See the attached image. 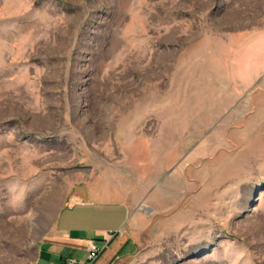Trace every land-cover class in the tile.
I'll use <instances>...</instances> for the list:
<instances>
[{"label":"rangeland","instance_id":"rangeland-1","mask_svg":"<svg viewBox=\"0 0 264 264\" xmlns=\"http://www.w3.org/2000/svg\"><path fill=\"white\" fill-rule=\"evenodd\" d=\"M263 29L264 0H0V264H30L118 128L178 190L121 264H264V73L184 79L186 49L255 32V54Z\"/></svg>","mask_w":264,"mask_h":264},{"label":"crops","instance_id":"crops-1","mask_svg":"<svg viewBox=\"0 0 264 264\" xmlns=\"http://www.w3.org/2000/svg\"><path fill=\"white\" fill-rule=\"evenodd\" d=\"M262 31V48L255 54L256 40L261 38L255 32L228 38L223 48L186 49V86L191 81L208 80L217 81L218 88H223L226 81L231 88L237 87V82L248 88L255 76L264 73ZM190 62L192 65H188ZM134 134L133 129L118 128L114 140L120 152L115 163L86 166L84 175L76 176L64 204L55 213L52 227L38 241L30 264H121L135 255L140 235L151 225V215H146L155 212L157 196H178V190L173 188L174 180L159 185L156 165H150L148 158L139 163L135 152L141 137L133 139ZM144 144H148L146 139ZM184 169L183 163L176 171L177 180ZM144 208L147 213L142 211ZM89 242L102 249L91 262L87 261Z\"/></svg>","mask_w":264,"mask_h":264},{"label":"built area","instance_id":"built-area-1","mask_svg":"<svg viewBox=\"0 0 264 264\" xmlns=\"http://www.w3.org/2000/svg\"><path fill=\"white\" fill-rule=\"evenodd\" d=\"M87 261H93L101 252V248L97 247L93 242H89L87 245Z\"/></svg>","mask_w":264,"mask_h":264},{"label":"water","instance_id":"water-1","mask_svg":"<svg viewBox=\"0 0 264 264\" xmlns=\"http://www.w3.org/2000/svg\"><path fill=\"white\" fill-rule=\"evenodd\" d=\"M39 235H41V232L38 233L37 237H38Z\"/></svg>","mask_w":264,"mask_h":264}]
</instances>
